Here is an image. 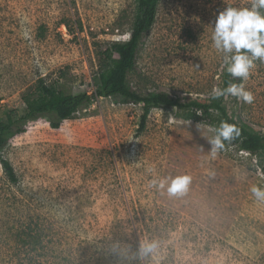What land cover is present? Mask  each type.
Masks as SVG:
<instances>
[{"label":"rangeland","instance_id":"rangeland-1","mask_svg":"<svg viewBox=\"0 0 264 264\" xmlns=\"http://www.w3.org/2000/svg\"><path fill=\"white\" fill-rule=\"evenodd\" d=\"M250 0H161L129 74L142 95L163 91L208 102L225 66L211 40L228 5ZM137 0H0V120L22 112L21 95L39 78L73 93L96 89L100 52L128 40ZM248 104L225 97L229 113L264 134V63L247 80ZM142 105L102 97L60 128L40 118L3 150L0 162V264H264V159L230 143L211 153L206 122L176 108H153L137 133ZM188 175L170 195L159 181ZM157 183L153 184L152 181ZM39 226L43 248L16 235ZM157 247L146 257L145 243Z\"/></svg>","mask_w":264,"mask_h":264},{"label":"trees","instance_id":"trees-1","mask_svg":"<svg viewBox=\"0 0 264 264\" xmlns=\"http://www.w3.org/2000/svg\"><path fill=\"white\" fill-rule=\"evenodd\" d=\"M161 0H137L136 14L130 38L112 42L100 52L99 71L96 76V89L73 93L64 86H56L39 78L31 91H25L21 99L25 105L22 112L10 110L5 119L0 120V162L12 183L18 182L17 173L3 150L15 135L26 131L30 122L40 118L46 119L54 129L60 128L64 120L72 118L81 107L91 105L102 97H118L121 103L142 105L137 133H142L147 126L148 116L153 108H176L180 115L197 122H206L211 127L219 126L221 121L235 124L240 135L231 143L238 144L240 149L250 152L258 159H264V134L255 130L246 122L232 116L225 104V97L201 102L196 99L181 100L163 91H154L142 95L129 82V74L136 68V59L143 37L152 29ZM222 87L229 83L241 84L225 70ZM230 143H226V146ZM16 241L23 249L43 248L44 235L39 226L26 225L17 233Z\"/></svg>","mask_w":264,"mask_h":264},{"label":"clouds","instance_id":"clouds-1","mask_svg":"<svg viewBox=\"0 0 264 264\" xmlns=\"http://www.w3.org/2000/svg\"><path fill=\"white\" fill-rule=\"evenodd\" d=\"M211 40L215 50L222 54L225 70L234 79L247 80L255 61L264 63V0H250L248 6L228 5L220 11L215 19ZM233 96L245 103H252L253 95L244 85L229 83L227 87H213L210 96L219 99L222 96ZM214 135L209 140L213 156L225 149L240 135V129L227 121L210 129ZM190 182L188 175L165 178L159 181L163 188L168 185V192L174 195L186 190ZM153 184L157 181L154 179ZM258 200H264V188L253 185L250 189ZM157 247L155 242L141 245L140 257H146Z\"/></svg>","mask_w":264,"mask_h":264}]
</instances>
